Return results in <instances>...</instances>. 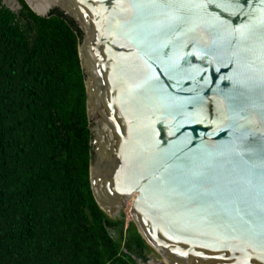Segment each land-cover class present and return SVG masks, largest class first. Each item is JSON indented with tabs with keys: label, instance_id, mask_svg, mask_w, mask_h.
<instances>
[{
	"label": "water",
	"instance_id": "1",
	"mask_svg": "<svg viewBox=\"0 0 264 264\" xmlns=\"http://www.w3.org/2000/svg\"><path fill=\"white\" fill-rule=\"evenodd\" d=\"M24 1L81 31L92 193L146 264H264V0Z\"/></svg>",
	"mask_w": 264,
	"mask_h": 264
},
{
	"label": "trees",
	"instance_id": "2",
	"mask_svg": "<svg viewBox=\"0 0 264 264\" xmlns=\"http://www.w3.org/2000/svg\"><path fill=\"white\" fill-rule=\"evenodd\" d=\"M0 0V264H143L152 248L97 204L81 31Z\"/></svg>",
	"mask_w": 264,
	"mask_h": 264
},
{
	"label": "rangeland",
	"instance_id": "3",
	"mask_svg": "<svg viewBox=\"0 0 264 264\" xmlns=\"http://www.w3.org/2000/svg\"><path fill=\"white\" fill-rule=\"evenodd\" d=\"M2 3L15 12H18L20 10V9H18L17 5L14 3V0H2ZM129 209L130 208H128L127 211L124 213L125 228L128 226L129 223H134V221H133V219L129 213ZM110 218H112V217H110ZM150 254L154 255L155 254L154 250Z\"/></svg>",
	"mask_w": 264,
	"mask_h": 264
},
{
	"label": "flooded vegetation",
	"instance_id": "4",
	"mask_svg": "<svg viewBox=\"0 0 264 264\" xmlns=\"http://www.w3.org/2000/svg\"><path fill=\"white\" fill-rule=\"evenodd\" d=\"M150 255H151V254H150ZM150 255H149V256H150ZM149 260H150V257H149Z\"/></svg>",
	"mask_w": 264,
	"mask_h": 264
},
{
	"label": "clouds",
	"instance_id": "5",
	"mask_svg": "<svg viewBox=\"0 0 264 264\" xmlns=\"http://www.w3.org/2000/svg\"><path fill=\"white\" fill-rule=\"evenodd\" d=\"M150 257V256H149Z\"/></svg>",
	"mask_w": 264,
	"mask_h": 264
}]
</instances>
